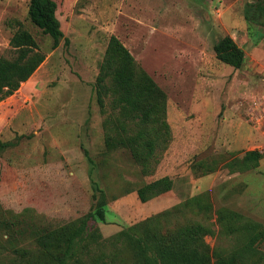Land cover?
<instances>
[{"label":"rangeland","instance_id":"obj_1","mask_svg":"<svg viewBox=\"0 0 264 264\" xmlns=\"http://www.w3.org/2000/svg\"><path fill=\"white\" fill-rule=\"evenodd\" d=\"M55 1L65 38L53 49L28 17L30 0H0V59L17 57L11 40L20 30L46 56L0 103V264L17 257L9 242L34 250V225L57 228L94 212L98 188L106 219L90 231L97 227L101 242L170 211L163 232L205 224L213 230L206 242L231 257L253 224L264 254V25L244 17L256 0ZM112 35L167 94L171 141L148 171L129 149L106 145L116 112L94 87ZM226 36L245 51L239 69L216 57ZM248 151L263 153L258 168L241 162ZM165 176L173 189L142 203L137 190ZM122 257L131 264L128 252Z\"/></svg>","mask_w":264,"mask_h":264},{"label":"trees","instance_id":"obj_2","mask_svg":"<svg viewBox=\"0 0 264 264\" xmlns=\"http://www.w3.org/2000/svg\"><path fill=\"white\" fill-rule=\"evenodd\" d=\"M57 12L55 0H30L28 17L44 35L53 39V49L58 48L65 38ZM244 17L254 25H264V0L248 3ZM65 43L68 44L69 40L66 39ZM11 46L17 51V57L0 59V103L17 92L46 58L39 51L35 37L26 30H20L13 36ZM214 51L219 61L231 67L239 69L245 64L244 49L230 36L217 42ZM94 93L102 106L105 99L111 97L116 112V119L114 115L109 117V122L115 121L117 125L113 133L106 135L108 149H129L135 161L148 171L171 141V128L166 117L168 98L115 35L109 39ZM262 158V152L248 151L241 162L258 168ZM173 187V180L165 176L140 187L138 198L146 203ZM96 190L100 192V198L94 212L57 228L34 225L33 251L9 242L14 245L17 255L12 260L14 264L15 260L16 264H127L122 257L124 252L130 254L131 264H246L248 257L251 261V255L257 259L264 258V254H256L261 233H255L257 228L253 224L243 227L246 241L237 255L231 257L224 255L223 249H212L206 242L205 238L212 235L213 230L205 224L195 223L163 232L161 218L169 215L170 211L101 242L99 229L96 227L90 231L94 219H106L105 193L100 188ZM92 247L97 248L94 254H90ZM107 247L109 250H104Z\"/></svg>","mask_w":264,"mask_h":264},{"label":"crops","instance_id":"obj_3","mask_svg":"<svg viewBox=\"0 0 264 264\" xmlns=\"http://www.w3.org/2000/svg\"><path fill=\"white\" fill-rule=\"evenodd\" d=\"M24 84V83H23Z\"/></svg>","mask_w":264,"mask_h":264}]
</instances>
